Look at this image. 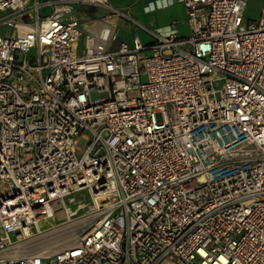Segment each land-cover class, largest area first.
I'll list each match as a JSON object with an SVG mask.
<instances>
[{
    "label": "built area",
    "instance_id": "built-area-1",
    "mask_svg": "<svg viewBox=\"0 0 264 264\" xmlns=\"http://www.w3.org/2000/svg\"><path fill=\"white\" fill-rule=\"evenodd\" d=\"M247 1L183 0L179 36L109 0H0V264H264V0L253 22ZM83 189L76 241L15 253Z\"/></svg>",
    "mask_w": 264,
    "mask_h": 264
},
{
    "label": "rangeland",
    "instance_id": "rangeland-1",
    "mask_svg": "<svg viewBox=\"0 0 264 264\" xmlns=\"http://www.w3.org/2000/svg\"><path fill=\"white\" fill-rule=\"evenodd\" d=\"M82 8L89 9L87 6ZM125 23L129 24L127 21ZM5 30L4 27H0L1 34ZM126 31H129L130 34L128 35L131 39V29H126ZM185 34H188V30ZM138 37L143 44L151 40V37L145 32L138 33ZM66 209H68V212L70 211L69 218H65ZM94 218L88 210L86 190L73 192L64 198L63 204L58 202L55 205L53 215L40 222L39 230L32 229L28 236L17 242L15 253L21 255L41 251L51 252L70 245L90 227ZM11 237L14 238V235H11ZM57 237H63V239L58 243H53ZM47 245H49L48 248L45 247Z\"/></svg>",
    "mask_w": 264,
    "mask_h": 264
},
{
    "label": "crops",
    "instance_id": "crops-1",
    "mask_svg": "<svg viewBox=\"0 0 264 264\" xmlns=\"http://www.w3.org/2000/svg\"><path fill=\"white\" fill-rule=\"evenodd\" d=\"M109 2L139 24L150 29L157 28L160 29V31H168L170 28H174L179 36H185L188 30L185 21L183 0H109ZM262 3L263 0H248L244 10V20L247 22L255 21L259 16ZM103 13L104 11L101 9L89 7L87 10L86 8H82V6H77L74 12L77 16H88L92 18H98L103 15ZM116 19L119 25L118 39L127 42L131 41L128 35L130 33L129 31L127 32L126 29L136 31L137 34L144 32L128 19ZM125 21L129 24L125 23ZM85 26L86 21L83 22V27Z\"/></svg>",
    "mask_w": 264,
    "mask_h": 264
},
{
    "label": "bare ground",
    "instance_id": "bare-ground-1",
    "mask_svg": "<svg viewBox=\"0 0 264 264\" xmlns=\"http://www.w3.org/2000/svg\"><path fill=\"white\" fill-rule=\"evenodd\" d=\"M66 211V214H65V218H69L70 217V214H69V212H68V209H66L65 210ZM51 215H53V213H51ZM70 221V220H69ZM39 227H40V224H39V226H38V229H39ZM63 239V237H57L56 239H55V242L53 241V243H58L59 241H61ZM70 242V241H69ZM46 248H48L49 247V245H47V246H45Z\"/></svg>",
    "mask_w": 264,
    "mask_h": 264
}]
</instances>
